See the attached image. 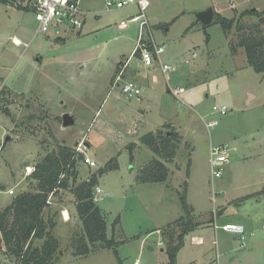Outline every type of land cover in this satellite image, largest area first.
<instances>
[{"label":"rangeland","instance_id":"rangeland-1","mask_svg":"<svg viewBox=\"0 0 264 264\" xmlns=\"http://www.w3.org/2000/svg\"><path fill=\"white\" fill-rule=\"evenodd\" d=\"M148 1L153 39L165 46L162 63L173 67L169 80L158 59L147 66L134 55L138 23L120 25L140 12L137 4L113 9L107 0H81L82 9L91 10L83 30L57 41L50 33L36 34L33 10L0 2V89H6L0 100L9 110H0V208L31 189L27 166L34 171L64 143L83 152L79 181L107 167L98 177L105 193L97 203L108 235L114 232L119 243L76 256L72 238L82 223L73 203L71 218L63 221L61 207L74 196L61 191L58 199L49 197L46 211L61 244L53 264H264V72L247 62L243 48L232 53L236 28L227 35L216 18L209 25L197 18L209 8L239 17L246 9L262 10L264 0ZM258 20L249 15L241 21ZM124 81L140 86L139 99L126 97ZM178 87L186 91L176 95ZM214 105H226L228 113L220 115ZM65 112L74 124L63 125ZM158 129L178 131L181 141L167 163V180L143 182L140 171L155 155L142 137ZM210 145L227 146L230 161L222 177H212ZM183 195L199 225L172 257L167 242L177 241L185 227L179 221L189 213ZM227 222L243 224L244 239L227 232ZM1 246L0 233V264H15Z\"/></svg>","mask_w":264,"mask_h":264},{"label":"trees","instance_id":"trees-1","mask_svg":"<svg viewBox=\"0 0 264 264\" xmlns=\"http://www.w3.org/2000/svg\"><path fill=\"white\" fill-rule=\"evenodd\" d=\"M0 2L13 6L12 0ZM31 10L29 7H16ZM258 16V23L246 25L241 20L245 16ZM216 16V17H215ZM230 35L234 28L239 32L236 42L231 41V50L236 54L243 48L247 62L257 71L264 72V8L262 10L246 9L239 17L229 18L214 11V19ZM213 19V20H214ZM57 37L56 40L59 41ZM139 53L137 52L136 55ZM6 89H0V95ZM9 103V102H8ZM7 105L1 103L0 110L9 114ZM181 135L176 130L150 132L142 137L155 157L140 171L143 182H164L169 176L167 163L177 153ZM84 160L83 152L66 144L58 143L56 148L48 152L37 162L28 176L31 189L17 194L12 203L0 210V233L2 250L15 264H53L61 251L60 240L54 235L56 222L52 215L46 213L50 208L49 197L58 199L61 191H70L74 196L77 215L82 223V231L72 238V248L76 256L88 255L102 249L115 248L119 241L114 232L108 235L107 221L98 203L94 202L95 187L98 177L107 169L100 168L90 177L79 181V161ZM116 164V163H115ZM117 166V164L115 165ZM112 167V166H110ZM183 208L189 212L187 200L183 195ZM114 222L113 230L118 224ZM179 222H184L183 230L177 235V241L167 242V250L175 257L184 242V237L198 227L193 224L189 212ZM39 241L40 243H37Z\"/></svg>","mask_w":264,"mask_h":264},{"label":"built area","instance_id":"built-area-1","mask_svg":"<svg viewBox=\"0 0 264 264\" xmlns=\"http://www.w3.org/2000/svg\"><path fill=\"white\" fill-rule=\"evenodd\" d=\"M12 2L14 7L27 6L34 11L35 19L37 21L36 34L50 33L55 38L64 37L68 34L79 33L85 25L86 12L82 9L80 0H12ZM106 4L109 8L113 9H121L132 4H137L139 6L140 13L130 20L122 21L121 26L127 25L128 22L138 23V43L135 48L134 55H136L138 52L140 59L147 66H151L153 64L154 58L158 59L161 62L160 66L164 76L169 80V73L173 67L167 63H162L161 54L164 52L165 46L158 45L153 39L149 21L146 16V10L148 8L149 1L107 0ZM16 43L20 44L19 41ZM186 61H189V59ZM124 66L120 71L118 80L122 79V74L125 71ZM153 80H157L156 76H154ZM121 87L127 98H140L142 89L135 82L124 81L122 82ZM173 91L176 95H180L184 93L186 89L184 87H178ZM213 110L218 112L220 115H226L229 109L226 105H214ZM87 160L91 166L95 165L94 161H90L89 158ZM229 161L230 159L227 155V146L210 145L209 162L212 169V177H222L223 166L229 163ZM1 189L2 186L0 184V190ZM8 192L10 194L15 193L14 189L12 188L8 189ZM103 193H105V191L101 188V186L96 185L95 194L93 197L94 202L97 203L99 196ZM48 202L51 203L50 199ZM223 228L227 232L241 235V239H244L246 229L243 224L231 222L223 225Z\"/></svg>","mask_w":264,"mask_h":264},{"label":"crops","instance_id":"crops-1","mask_svg":"<svg viewBox=\"0 0 264 264\" xmlns=\"http://www.w3.org/2000/svg\"><path fill=\"white\" fill-rule=\"evenodd\" d=\"M80 3H81V0H80ZM253 9H255V8H253ZM84 11L86 12V13H88L89 11H91L90 10V7H88V6H85V8H84ZM140 13V12H139ZM139 13H137V14H133L132 16H130L131 18H133V17H135L136 15H138ZM124 21V20H123ZM85 23H86V18H85ZM121 23H122V21L120 22V25H121ZM84 28V27H83ZM83 30V29H82ZM81 30V31H82ZM81 31L79 32V33H74V34H80L81 33ZM72 34H68V35H65L63 38H66L67 36H71ZM15 40H16V42H20V40H18L17 38H15ZM252 96V95H251ZM11 129H9L6 133H5V135H7V136H9L8 134H9V131H10ZM9 138H10V136H9ZM9 138H6V140L7 139H9ZM5 144L3 143L2 144V148H3V146H4ZM0 151H1V149H0ZM32 168H33V166H27V169L29 170L28 171V173L30 174V172H32L31 170H32ZM0 184H1V186H2V189L4 188V184H3V182H2V180L0 179ZM1 189V190H2ZM9 189H11V188H9ZM13 189V188H12ZM8 191V190H7ZM12 203V202H11ZM52 203V202H51ZM61 203V202H60ZM73 203V205L75 206V203H74V201H72L70 204H67V205H65V204H63V203H61V205L63 204V206L61 207L62 209H61V217H62V219H63V221L65 222V221H68L70 218H71V216H72V212H71V208H70V205ZM10 205V204H9ZM6 207V206H5ZM4 206H2V208H0V210H2L3 208H5ZM76 207V206H75ZM59 212V211H58ZM69 216V217H68ZM69 218V219H68ZM227 223H229V222H227ZM194 239H195V241H197V242H201L202 240L200 239V238H196V237H194Z\"/></svg>","mask_w":264,"mask_h":264},{"label":"water","instance_id":"water-1","mask_svg":"<svg viewBox=\"0 0 264 264\" xmlns=\"http://www.w3.org/2000/svg\"><path fill=\"white\" fill-rule=\"evenodd\" d=\"M197 18L203 25H209L214 19V9L209 8L199 12ZM62 123L64 126H70L75 123V119L70 113L65 112L62 117Z\"/></svg>","mask_w":264,"mask_h":264}]
</instances>
